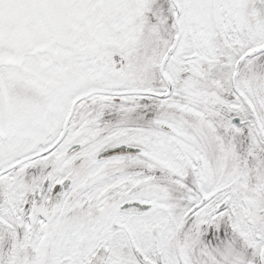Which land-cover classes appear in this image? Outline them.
I'll return each instance as SVG.
<instances>
[{
    "label": "snow or ice",
    "instance_id": "snow-or-ice-1",
    "mask_svg": "<svg viewBox=\"0 0 264 264\" xmlns=\"http://www.w3.org/2000/svg\"><path fill=\"white\" fill-rule=\"evenodd\" d=\"M0 264H264V0H0Z\"/></svg>",
    "mask_w": 264,
    "mask_h": 264
}]
</instances>
